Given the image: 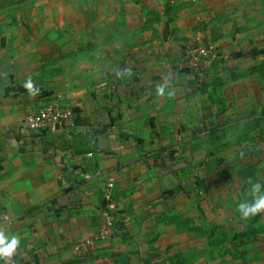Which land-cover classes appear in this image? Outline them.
<instances>
[{
	"label": "crops",
	"instance_id": "obj_1",
	"mask_svg": "<svg viewBox=\"0 0 264 264\" xmlns=\"http://www.w3.org/2000/svg\"><path fill=\"white\" fill-rule=\"evenodd\" d=\"M166 1L150 0L149 11L135 4L127 23L110 31L88 24L83 35L50 32L43 45L24 26L0 30V232L20 238L8 264H72L73 244L98 231L107 196L117 202L121 231L83 264H264V213L249 240L237 232L245 234L233 219L238 207L212 194L207 205L197 183H183V116L170 108L196 94L207 74L264 63L260 0H244L238 23L216 21L202 32L208 6L179 28L190 2ZM193 43L220 54L200 76L181 54ZM29 79L35 95L24 86ZM49 102L74 113L62 136L24 126ZM213 212L223 214L215 220Z\"/></svg>",
	"mask_w": 264,
	"mask_h": 264
},
{
	"label": "rangeland",
	"instance_id": "obj_2",
	"mask_svg": "<svg viewBox=\"0 0 264 264\" xmlns=\"http://www.w3.org/2000/svg\"><path fill=\"white\" fill-rule=\"evenodd\" d=\"M189 2L187 14L176 18V23L181 28L185 17L200 18L199 10L208 6L209 21L198 28L202 32L207 24L216 21L238 23L236 14L244 0ZM259 2L264 16V0ZM135 4L149 11L150 0H0V30L24 26L31 34L39 33L43 45L50 32L71 30L83 35L88 24L110 31L121 21L127 23L128 15L137 7ZM166 4L174 8L178 3L168 0ZM220 17L223 18L219 21ZM12 35H17L16 31ZM16 42L14 37L11 44ZM170 108L183 116L182 140L177 145L182 157L179 168L183 183H197L200 200L207 205L213 200L210 194L221 205L238 207L245 199L251 201V183L264 184V63L207 74L196 94L171 101ZM238 212L234 222L245 232L239 233V228L238 234L249 240L258 236L255 226L263 213L244 219ZM220 214L223 213L213 212L212 219L216 220ZM74 256L72 264H83V257ZM121 264L131 263L124 260Z\"/></svg>",
	"mask_w": 264,
	"mask_h": 264
},
{
	"label": "built area",
	"instance_id": "obj_3",
	"mask_svg": "<svg viewBox=\"0 0 264 264\" xmlns=\"http://www.w3.org/2000/svg\"><path fill=\"white\" fill-rule=\"evenodd\" d=\"M181 54L187 59L186 67L198 76L203 73L205 67H211L220 59L217 48L199 43L185 45ZM24 126L28 131L37 135L62 136L66 130L74 126V113L57 102H49L37 112L29 114L24 121ZM121 228L117 202L107 196L102 208L98 231L92 238L75 242L72 247L73 253L78 257H84L94 249L96 244L114 239L120 233Z\"/></svg>",
	"mask_w": 264,
	"mask_h": 264
},
{
	"label": "clouds",
	"instance_id": "obj_4",
	"mask_svg": "<svg viewBox=\"0 0 264 264\" xmlns=\"http://www.w3.org/2000/svg\"><path fill=\"white\" fill-rule=\"evenodd\" d=\"M24 86L28 89L29 95H35L39 92V89L34 88L31 79ZM164 92V86L158 85L157 94L163 95ZM251 196V201L245 199L238 206V211L244 219L264 213V184L260 182L251 183ZM19 245L20 238L18 236H8L0 232V264H8V260L13 257Z\"/></svg>",
	"mask_w": 264,
	"mask_h": 264
}]
</instances>
